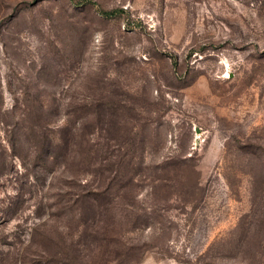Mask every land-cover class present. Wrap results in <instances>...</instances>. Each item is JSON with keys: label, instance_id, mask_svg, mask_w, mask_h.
<instances>
[{"label": "rangeland", "instance_id": "1", "mask_svg": "<svg viewBox=\"0 0 264 264\" xmlns=\"http://www.w3.org/2000/svg\"><path fill=\"white\" fill-rule=\"evenodd\" d=\"M0 264H264V0H0Z\"/></svg>", "mask_w": 264, "mask_h": 264}, {"label": "trees", "instance_id": "2", "mask_svg": "<svg viewBox=\"0 0 264 264\" xmlns=\"http://www.w3.org/2000/svg\"><path fill=\"white\" fill-rule=\"evenodd\" d=\"M105 13H106V12H104L103 14H105ZM58 208H60V209H61V207H59V206H58Z\"/></svg>", "mask_w": 264, "mask_h": 264}]
</instances>
